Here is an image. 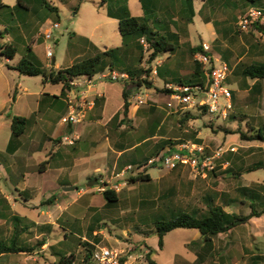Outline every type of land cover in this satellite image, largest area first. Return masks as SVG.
Returning <instances> with one entry per match:
<instances>
[{
	"label": "rangeland",
	"instance_id": "obj_1",
	"mask_svg": "<svg viewBox=\"0 0 264 264\" xmlns=\"http://www.w3.org/2000/svg\"><path fill=\"white\" fill-rule=\"evenodd\" d=\"M45 1L51 7H55L56 10H49L40 0H0V46L6 44L7 41H12V45L17 49L14 63L26 54L28 47L33 46V53L44 68L56 70L67 68L80 60L101 55L107 50L122 45L118 23L107 15L108 9L127 5L133 16H143L140 0ZM176 2L179 0L174 2L175 5ZM193 2L194 0H192L190 9L184 7L185 9L180 12L175 9L171 22L168 19L162 20L164 17H161L162 12L157 9L158 5L151 8L152 11L149 15L151 25L161 31L175 34L178 45L177 54L169 57L163 54L154 61V65L166 63L170 68L179 70L181 73L191 70L194 58H191L188 53L189 47L200 45L202 41L210 42V35L204 21H219L224 15L229 19L231 31L225 37H223L222 32L218 33L219 39L213 45L214 50L230 52L231 55L227 56V60L234 65L240 62L264 63V23H259L260 26H263L262 32L259 30L240 32L235 26L237 17L255 7L245 5L242 0H228L224 14L221 15V10L212 3L199 9V3ZM181 5L182 2L180 1ZM261 8L264 10V0ZM205 15H208L209 18H205ZM55 22L59 24V28L53 29L51 38L45 39L44 32ZM221 27L223 25H217L216 29L219 28L220 30ZM249 44L253 46L251 52L242 55L246 49L245 46ZM47 48L52 50L50 61L45 56ZM53 59H55L54 65L52 64ZM141 68L147 69V65H141ZM114 70L122 71L120 67H114ZM109 71L111 70L106 68L103 72ZM1 72L7 73L4 67H0V125H9L8 113L11 116H26L27 112H30V108L35 106L34 94L49 93L59 89V86L51 84L42 85L41 77H27L13 73L10 80H14L15 83L20 82L21 90L18 92L22 93L25 88L24 97L22 96L18 105H14L12 101H9L6 94L5 81ZM98 76L99 73L93 78L97 90L101 91L103 88L105 92H108L113 99L111 105L114 108L122 102L120 92L123 89L126 91L130 107L124 125L119 124L121 117L113 124H109L115 127V129L108 128L109 136H107L104 128L107 121L100 124L102 129H95L91 133L84 149L88 156L94 152L109 156L110 148L107 145L109 142L112 144V141H123L124 143L129 140L138 141L147 128V111L153 108L150 110H156L153 117L156 113H164L162 125L168 135L177 129H182L181 139L192 143L195 140H200V144L204 145L208 154L221 147L227 153H224L222 158L217 161H223L222 163L225 164L221 165L222 163L216 161L214 173L206 171L205 174L196 176L188 169L170 170L171 172L167 174L163 168H148L151 177L150 182H139L135 184L137 189L134 190L131 188L132 184L126 182L125 186L121 185L120 190H118V203L101 208L92 206L89 201L90 196L88 194L83 196L82 193L89 191L87 189L92 188V186H97L101 181L104 183L109 181V186L122 184V177H116L114 174L110 178L106 173L104 177H98L96 182L93 180L95 175L82 177L79 180L77 190L64 191L69 197L68 202L72 204L66 211H63L62 203H60L61 198L57 195L53 205L45 204L53 195L45 192L49 190L45 183L42 188L43 192L26 188V196H21L15 190V187L23 190L24 182L26 184L28 181L26 173L38 174L45 170L46 167H40L45 158L33 161L30 166L22 165L20 167L16 158L7 156V158H3L1 156L0 163L4 162V165L0 166V197L6 199L9 212L25 217L27 221L51 225V230L44 233L34 231L35 227L29 229V232L33 231L32 236L35 238H45L46 243L41 249L33 254L11 255L7 257V262L56 264L58 256L55 254L59 253L73 254V264H90L85 258L86 247L80 243L91 240V245H93L91 253L96 247L115 249L123 253L120 259H124L126 264H147L145 254L148 246L156 250L153 258L157 264H251L253 256H259L261 258L258 259L259 263L264 264V215L259 218H252L248 223L227 233L219 234L209 242H203L197 230L175 229L166 234L163 238V248L158 249L157 236L154 234L155 222L171 219L178 214L176 210L182 209L186 212L194 211L196 213L204 211L205 198L212 192L237 198L236 203L224 208L227 212L240 215L249 213L248 203L250 200L241 202L244 198L238 194V190L242 187H248L253 188L258 193L260 191L256 187L260 184L264 186V168L244 173L256 163L264 162V142L244 140L240 133L248 136L252 133L251 127L264 125V80L260 81V89L257 90L250 88L254 83L253 80L247 81V88L238 87L236 82L229 85L230 90L234 92L230 113L236 116L235 120L227 118L222 121L207 113L196 120L188 121L181 127L178 120L183 115L182 110L167 115L166 110L171 109L168 107L171 101L169 95L160 92V89H163L166 84L152 73L150 79L153 80L154 86L151 89L138 87L135 83L126 80L112 82L109 79H99ZM73 91H77V89L73 88ZM137 97H142L144 103L139 104ZM219 102L223 103L224 101L220 100ZM111 107L110 109H112ZM190 111L192 114L200 115L199 111ZM60 113L61 111H59ZM54 116L55 113H44L41 120L34 117L29 125H56ZM36 120H38V124L35 123ZM39 133L35 135L38 143L41 142L42 145H46V142H49L44 148L40 147L41 151L46 152L47 146L57 145L58 140L63 145L62 151L70 146L62 143L63 136L53 135L54 138L51 142L49 139H45L46 136L40 139L42 134ZM46 135L49 134L46 133ZM185 135H187L186 138ZM165 138H167V134ZM160 141L162 138H152L147 146L140 149V152L149 154L151 150L157 148ZM25 147L23 154L29 149L32 150L27 143ZM3 148L0 146V151ZM51 151H47L45 156H49ZM31 154L33 157L39 155L36 152ZM226 155H228V161H226ZM227 167H231L235 173H238V176L226 175L223 170ZM2 168L4 169L2 170ZM135 172L133 168L129 173L134 177L137 173ZM89 177L90 180H88ZM117 186L119 189V185ZM80 188L81 190L77 194ZM163 191L165 192V200L162 199V201L165 202V205L163 208H158L161 204L159 197ZM92 193L101 194L95 189L92 190ZM101 197L103 199L102 195ZM73 200L75 201L72 202ZM150 200H152L151 203H149ZM217 203H220L219 199H217ZM93 205L95 204L93 203ZM0 226L5 228L7 234L9 233L11 228L9 224L0 220ZM93 231L94 233H91ZM65 234H67L66 239L64 238ZM85 234L88 236V240L83 237ZM27 238L29 239L31 236L28 235Z\"/></svg>",
	"mask_w": 264,
	"mask_h": 264
},
{
	"label": "trees",
	"instance_id": "obj_2",
	"mask_svg": "<svg viewBox=\"0 0 264 264\" xmlns=\"http://www.w3.org/2000/svg\"><path fill=\"white\" fill-rule=\"evenodd\" d=\"M40 1L49 10H56L55 7H51L45 0ZM183 2L185 7L189 9L191 8L192 0H183ZM242 2L247 6L257 8H260L263 5V0H242ZM140 3H142V10L144 11V15L142 17L133 16L127 5L107 10V15L110 18L115 19L118 23V32L122 38V45L120 47L107 50L101 55H94L80 60L67 68L57 70L54 68H44L42 63L36 58L31 48L28 47L26 54L22 56L15 65L5 64V66L7 69L14 70L22 76L41 77L42 84L59 85L61 87L62 94L71 90L72 87L70 82L74 79L84 76L91 78L97 73H102L106 68L115 71L114 67H120L122 69L120 72H125L128 75V79L126 81L133 82L138 87L151 89L154 86L153 80L150 79L151 72L154 67L156 70L155 76L162 80L165 84L172 83L174 85L203 86L206 82V78L203 75L201 66L195 60H193L192 69L185 71L184 73H181V71H177L174 68H170L166 63H162L161 65L153 64L154 61L163 54H166L169 57L170 55H174L178 52L177 39L175 34L168 33L167 31H161L157 29V27L152 26V22L149 19L152 9H150L149 5H146L143 0H140ZM171 19L172 18H170V20ZM255 27L260 32L263 31V26H260L258 23L255 24ZM141 39H143L147 44L145 51L143 49V45L140 44ZM204 52L202 44L188 49V53L191 58L198 53ZM16 54L17 49L13 45L6 43L0 46V56L6 60H14ZM209 54L211 53L209 52ZM224 61L228 63L230 69L232 70L231 74L227 78L228 85H232L236 82L238 87L247 88V81L253 80L254 83L250 88L254 90H257L258 88L260 89V81L264 80V63L240 62L234 65L231 61L227 60V55H224ZM142 62L146 63L147 69L141 68ZM160 92L169 95L172 91L163 88L160 89ZM233 94L234 92H232V99H234ZM122 98V110L117 112L112 117L110 121L111 124L116 122L120 117L121 119L119 124H125V119L128 116L130 107L125 89L122 90ZM150 110H153V108H150ZM196 111H199L200 115L194 113L192 114L191 111L183 113L182 117L178 120L180 124L179 126L182 127V125L188 121L196 120L200 118V116L207 114L205 108H199ZM163 117L164 113H156L154 117L147 121L146 131L139 137L137 143H140V145L135 147L134 152L140 153V149L143 146H147L149 144L148 142L154 136L164 137V139L160 141V144L151 152L150 156L159 153L165 148L174 150L178 144L186 141L185 139L180 138L182 129L173 131V133H170L171 136L165 132V128L161 126ZM228 119L235 120L236 116L229 112ZM30 121L31 118H24L16 115L11 116V138L6 149L7 154L12 153L14 142L25 133ZM251 131V135L248 136L244 133H240L241 138L247 141L259 140L264 142V125H259L255 128L251 127ZM166 134L167 138H165ZM186 136L187 135H185V138ZM194 143L200 144L201 141L195 140ZM123 145V142L119 143L116 148L124 150ZM228 155L225 156L226 161H228ZM148 159L149 157L144 156L138 160L137 163L136 161L133 163L132 166H134L137 173L134 177L128 179L129 183L150 181L149 176L146 174L147 169L151 168L146 166ZM217 162L222 163L223 161ZM46 164L47 162H44L40 165V167L44 168ZM125 165L126 163L122 164V166ZM263 168L264 162H258L249 167L244 173H249ZM214 172L215 170L210 173ZM223 172L226 175L238 176V173H235L231 167L225 168ZM88 180H90V177ZM93 180L95 182L98 181L96 177ZM256 189L260 192L257 193L253 188L248 187H242L238 190V194L244 198L241 202H245V200L248 202L247 199L250 200L248 203L249 213L246 215L227 212L224 209L225 207L236 203V197H226L222 196L221 193L212 192L211 195H208L207 198H205L204 211L196 213L194 211L186 212L179 209L176 210L178 214L171 219L157 220L154 226V234L157 236L158 249L163 248V238L166 234L175 229L197 230L202 241L209 242L212 238L218 236L219 234L227 233L234 228L248 223V221L252 218L261 217L264 215V186L260 184L256 187ZM101 195L103 196L106 205L109 207L110 204L116 205L119 201V193L112 188H106ZM21 196L25 195L21 194ZM55 197L56 195H51L45 204L53 205ZM217 199H219L220 203H217ZM0 220H3L5 224H9L11 227L9 229V233L7 234L5 228L0 226V264H17L15 262H7V257L17 254H33L45 245V238H35L32 236L33 231L29 232L30 228L35 227L34 231H38L40 233L51 230V225H36L32 221H27L25 217H20L10 213L9 206L6 205V199L2 197H0ZM28 235H30L31 238L28 239ZM64 238H67V234L64 235ZM80 244H84L86 247L87 254L85 255V258L86 261L89 262L91 248H93V245L89 242ZM146 248V263L157 264L153 258L156 250L149 246ZM55 255L58 256V262L56 264L74 263L73 254L64 255L56 253ZM258 259L261 258H259V256H253L251 264H260ZM120 262L123 263L125 260L120 259Z\"/></svg>",
	"mask_w": 264,
	"mask_h": 264
},
{
	"label": "crops",
	"instance_id": "obj_3",
	"mask_svg": "<svg viewBox=\"0 0 264 264\" xmlns=\"http://www.w3.org/2000/svg\"><path fill=\"white\" fill-rule=\"evenodd\" d=\"M84 1H87V0H84ZM175 1L176 0H143V2L146 5H149L150 9L153 8V6L158 5L157 9H158V11L162 12L161 17H164L162 20L168 19L170 22H171L170 18H173V16H174L175 9L179 10V12H180L182 9L186 8L183 0H179V2H176V5L174 3ZM180 1L182 2L181 6H180ZM195 2L199 3V9H202L206 4L212 3V4L217 6V9L221 10V12H220L221 15L224 14V8H226V6L228 5V0H194L193 3H195ZM140 7L142 10V4L141 3H140ZM194 8H195V6H194ZM142 15H144L143 10H142ZM140 17H142V16H140ZM204 17L209 18L208 15H205ZM204 22H205V25L208 29L209 35H210V42L202 41L201 44L203 45V47H208L210 50V53L212 55L220 57L224 61V55L228 56V55H231V53L230 52L227 53L228 51H223V52H219L218 50L215 51L213 45L219 39L218 33L222 32L223 37H225V35L231 31V28L229 25V19L224 15V17L219 19V21H212L211 22L210 20H208V21H204ZM55 23H57V22H55ZM215 24L218 26L223 25V27L220 28L221 31L219 30V28L218 29L215 28V26H214ZM235 26H236V23H235ZM7 44L12 45V41L11 40L7 41ZM30 48L33 51V49H34L33 46H30ZM245 48L246 49H244V52L242 53V55H246L249 52H251L253 46H252V44H249L248 46H245ZM54 62H55V59L52 60L53 65H54ZM16 63H14L13 60L9 61V60H6L5 58H3L2 56H0V67H4L6 72H7V73L1 72V76L5 81L4 88H5L6 94L9 98V101H12V103L14 105H18L22 96L24 97L25 88L22 91V93L18 92V90H21L20 82L15 83L14 80H12V81L10 80L11 74H13V73L18 74V73L14 70L7 69L5 64L15 65ZM55 67H56V65H55ZM231 72H232V70H231ZM41 84H42V81H41ZM110 84H113V83H110ZM42 85H47V84H42ZM55 86H59V85H55ZM61 92H62L61 87L59 86V89L52 90L49 93L40 92L38 94L33 95V97H34L33 101L35 104L34 108L31 107L29 110L30 112H27L28 114L26 116H21V117L31 118V119L36 117L39 120H41L44 113H48V112L55 113L54 120L56 121V125H29L28 124V126L25 130V133L14 142L13 151L11 154L6 153V149L8 147V144H9V141L11 138V132H10L11 115H9V113L7 114V117L9 119V125H0V127H1L0 146L2 148L4 147L3 150L0 151V157L3 156V158H7V157L16 158V161L18 163H20V167L22 165L30 166V165H32L31 163L33 161L38 160L40 158H42V159L45 158V160L41 162V164L44 162H47V164L45 165V167H46L45 170L43 172L38 173V174L37 173L36 174L26 173L25 175H26V178L28 181L26 182V184L24 182V184L22 186L23 190L21 191L16 187H15V190L20 195L23 194L26 196L27 195V193H26L27 191H25L26 188H29L32 191H34V190H36V191L41 190L42 191L43 185L45 183L49 187V190H46L45 192L48 194L52 193L53 195L59 196L61 198L60 203H62V207H63L62 210L66 211L69 208V206H71L72 203L70 204V202H68L69 197H67L66 193H64V191L62 190L64 187L76 186L78 188L79 180H81L82 177L86 178V177L91 176V175H95L96 178H98L100 176L104 177V174H106V173L110 176V178L113 177L114 174L120 175L123 173L124 169L127 166H130V165L132 166L133 163H135V161L137 163V161L140 160L142 157H144V156L149 157V158L152 157L153 155L152 156H149V155L151 154V151H153V150H151L149 152V154L148 153L142 154L141 152L136 153V152H134L135 147L139 146L140 143H137V141L133 142L130 140L127 143L126 142L124 143L122 141L124 144L123 145L124 150H121V149H118L116 147L119 145V143H122V142H116V141L113 142L112 141V144H111L108 140V142L110 143V144L108 143V145H107L110 148V155L109 156L102 155L99 153L96 154V152H94L88 156L84 149H85V144L88 142V138L91 135V133L95 129H98V130L102 129L100 124H102V122H104V121L105 122L107 121L106 125L104 126V128L107 132V136H109L108 131L110 128L115 129L114 125H109V124H111L110 121H111L112 117L117 112L122 110V105H123L122 91L120 92L122 102H120V104L118 106H116L115 108L113 105H111L113 103V99L110 97L108 92L107 91L105 92V89H103V88L101 91H98L95 83H92L91 85L84 87V88L82 87V89L81 88L77 89V91H73V89H71L69 92H66L65 94H62ZM82 92H84L85 95H82L81 94ZM72 94H73V96H72ZM68 97L74 98L77 101H84L88 104V107L86 109L85 118L83 119L82 122H80L78 124H66L65 125L61 122V118L65 117L69 111L68 106H67V102H66V99ZM110 106H112L111 107L112 109H110ZM190 110L196 111L197 109L187 108V109H184L181 111V109L177 110L173 107L169 110L167 109L166 112H167V115L175 114L178 111H181L183 114V113L190 111ZM59 111H61L60 114H59ZM154 112H156V110L155 111H150V110L147 111V119L148 120L153 117ZM36 121H35V123L38 124V120H36ZM85 121H86V123H85ZM162 124H163V122L161 123V126L163 127ZM46 128H47V130H45ZM28 131H30V133H28ZM38 133L42 134L40 139H43V137L46 136L45 139H49V141H51V142H52V138H54L53 135L63 136V137H64V135H72V136H77L78 139L76 140V142L73 145H70V146L68 145L69 147H67V149L64 151H62L61 147L63 145L60 144V141H57V145H53V146L51 145L49 147L47 146L45 148V151L46 152L49 150H52V151H51L49 156H45L46 152L41 151L42 149H40V147L44 148L47 145V143H49V142H46V145H42L41 142L38 143L36 141L37 138L35 136L36 134L38 135ZM46 133H48L49 135H46ZM156 137H159V136H154L152 138H156ZM159 138L164 139V137H159ZM26 143L29 145V147L32 148V150L30 151V149H29L26 151L25 154H23L22 152H25V149H26V147H25ZM89 143H90V139H89ZM199 145H202V144H199ZM34 152H36V154H39L36 157L34 156L35 158L33 157V154H31ZM123 163H126L127 166L126 165L122 166ZM2 165H4V162L0 163V166H2ZM133 168H134V166H132V169ZM151 168H160V167H151ZM3 169L4 168H2V170ZM160 169H162V168H160ZM163 169H165V172H167V174H168V172L169 173L171 172L167 168H163ZM180 169H188V168L178 167L174 171H178ZM131 171H129V172H131ZM0 172H1V169H0ZM129 172H125L121 176L123 183L118 184L119 185L118 190H120L121 185H124V184H126V182H128L129 177L130 178L132 177L131 173H129ZM146 174L149 176L150 181H151V177L148 173V169L146 171ZM123 176H125V177H123ZM163 176H161V177H163ZM116 180H119V179H116ZM150 181H147V182H150ZM106 182H107L106 183L107 185L110 184L109 181H106ZM137 183H139V182L131 183L132 184V186H131L132 190L137 189L136 185H135ZM95 187H96V185L92 186V188H90V189H87L89 191L82 193L83 196L87 195V194L90 196L89 201L91 202L92 206H99L100 208L106 206L105 200L102 199L101 194L92 193V190L95 189ZM80 190H81V188L77 191V194ZM118 190H115V191L119 192ZM48 191H51V192H48ZM59 192H60V194H58ZM70 192H72V191H70ZM62 193H64L65 195ZM164 195H165V192L163 191L162 195H160V197H159V200H161V204H160V206H158V208L159 207L163 208L165 205V202L162 201V199L165 200ZM24 199L27 200L26 198H24ZM75 200H73L72 202H74ZM157 201H158V199H157ZM151 202H152V200H150L149 203H151ZM93 203L95 205H93ZM35 224L41 225V224H37V223H35ZM90 227H91V225H90ZM90 227H89V229H90ZM72 233H74V232H72ZM91 233H94V231ZM83 237L85 239L87 238V240L89 239L86 234ZM88 241H89V243H91V240H88Z\"/></svg>",
	"mask_w": 264,
	"mask_h": 264
},
{
	"label": "built area",
	"instance_id": "obj_4",
	"mask_svg": "<svg viewBox=\"0 0 264 264\" xmlns=\"http://www.w3.org/2000/svg\"><path fill=\"white\" fill-rule=\"evenodd\" d=\"M256 23H264V10L260 8H251L245 14L240 15L236 21V28L240 32H249L250 30H257ZM59 24L53 23L49 29L44 32V38L49 39L52 36V30L58 29ZM140 44L143 45L144 51L147 48V44L143 39L140 40ZM204 53H198L194 56V60L201 66L203 75L206 78L205 84L189 86V85H171L166 84L165 89L172 92L169 93L170 103L169 108L175 109H187V108H205L207 113L221 119L222 121L228 118L229 112L232 108V91L227 84V78L231 74V69L227 62L223 61L220 57L209 54L208 47H203ZM46 58L50 61L52 58V50L46 49ZM146 63H142L145 66ZM156 75L155 67L151 72ZM99 79H109L112 82H119L128 79V75L125 72L109 71L99 73ZM93 77H78L70 82L71 89H82L94 83ZM80 92V91H79ZM85 95L84 92L81 93ZM138 103L143 104L142 97H137ZM223 100V103L219 101ZM68 106V114L61 118L63 124H78L83 121L86 114L88 104L84 101H77L74 98L68 97L66 99ZM78 139L77 136L66 135L62 137V143L65 145H72ZM226 153L221 147L213 151L211 154L207 153L206 148L203 145L185 141L178 144L174 150L165 148L159 153L153 155L147 160V167H160L167 168L169 170H175L178 167L188 168L192 174L202 175L206 171H214L216 167V161L220 160ZM222 163L221 165H224ZM132 170L131 166H127L123 173ZM122 174L116 175L121 177ZM118 185V184H117ZM106 185L103 181L95 187V190L102 193L106 188H112L118 190V186ZM122 252L109 249L106 247H96L90 255L89 262L91 264H126L121 263L120 258Z\"/></svg>",
	"mask_w": 264,
	"mask_h": 264
},
{
	"label": "water",
	"instance_id": "obj_5",
	"mask_svg": "<svg viewBox=\"0 0 264 264\" xmlns=\"http://www.w3.org/2000/svg\"><path fill=\"white\" fill-rule=\"evenodd\" d=\"M62 190L65 192H70L77 190V187L76 186L64 187Z\"/></svg>",
	"mask_w": 264,
	"mask_h": 264
}]
</instances>
